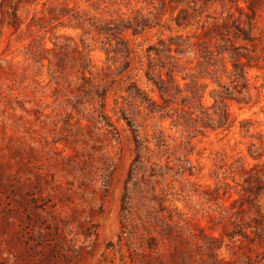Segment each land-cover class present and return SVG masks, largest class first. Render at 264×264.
<instances>
[{
  "label": "rangeland",
  "instance_id": "rangeland-1",
  "mask_svg": "<svg viewBox=\"0 0 264 264\" xmlns=\"http://www.w3.org/2000/svg\"><path fill=\"white\" fill-rule=\"evenodd\" d=\"M18 1L5 0L0 9V264H186L167 254L175 242L155 231L170 233L168 224L175 227L171 233L182 229L191 237L177 244L191 249L187 261L213 264L214 252L227 264H264V232L248 230L250 236L237 233L232 239L231 232L246 225L238 228L227 219L244 209L241 223L258 218L264 225V0H214L196 8L186 3L181 8L189 10L188 25L179 27L169 13L162 26L140 37L129 34L128 59L67 20L32 22L35 12L42 17L43 0L24 4L19 27H12ZM243 30L250 40L243 39ZM177 36L197 44L182 59L191 77L184 81L186 74H180L183 95L163 104L145 77L148 48ZM64 45L69 55L62 63ZM206 46L212 60L201 58ZM234 47L247 64L245 79L234 76L235 59L224 53ZM77 49L87 53L93 75H85L92 82L103 71L114 73L102 77V84L117 80L104 113L118 131H108L99 117L102 104L91 103ZM132 84L160 107L152 113L129 98ZM192 92L205 108L215 104V96L230 94V127L198 133L178 126L176 116L183 111L201 116L198 100L183 104ZM124 117L149 149L140 151L143 166L132 181L137 149ZM185 160L194 167L192 175L178 174ZM156 165L165 179L151 178ZM251 169L259 172L262 190L246 201L244 172ZM151 236L162 246L160 253L149 248Z\"/></svg>",
  "mask_w": 264,
  "mask_h": 264
},
{
  "label": "trees",
  "instance_id": "trees-1",
  "mask_svg": "<svg viewBox=\"0 0 264 264\" xmlns=\"http://www.w3.org/2000/svg\"><path fill=\"white\" fill-rule=\"evenodd\" d=\"M41 0H19L13 6V20L10 23L12 27L18 28L21 21L18 16L20 8L24 7V4L27 5H38V2ZM5 0L0 4L4 5ZM214 0H43L42 7L43 10L40 12L42 17L37 18V13L32 18V22L44 21V20H56L62 23V20H67L69 24L73 26L75 29L82 30L87 35H93L95 38L102 40L104 45H109L111 48H114L113 52L115 54H119L122 57L128 59L132 54V49L130 45L129 34L133 37H140L145 34L149 30H153L156 27H160L164 24V19L167 14H172V21H175L179 27L186 26L190 22V13L186 8H181L182 5L189 3L193 4L196 8L197 5L202 4L206 5L208 3H212ZM196 11V10H195ZM177 12L176 16L174 14ZM0 13H3L0 11ZM46 13L49 17H46ZM32 24V23H31ZM243 39L250 40V37L246 32L242 31ZM115 43V45H114ZM197 44L189 45L185 40H183L182 36H177L170 38L169 43L167 44L165 41L161 40L157 45H152L148 48L149 53V64L147 71L145 72V77L149 82H151L160 94V99L163 101V104H172L173 100L178 99L183 95V89L181 86V82L178 79L180 74L185 73L186 76L183 77V80L186 81L188 77H191L187 73V68L182 65V59L187 54H190L193 51V48L196 47ZM62 50L65 51L64 57H62V63L68 59L69 55V46L64 45L61 47ZM202 56L201 58L206 60H212L214 57L213 51L209 49V47L202 48ZM239 48L234 47L230 51L225 50L224 53H230L232 58H234V76L237 79H245L246 78V67L247 64L243 63L240 60V54L237 52ZM77 56L75 61L77 62V67L79 71L82 73V80L91 87L89 90L90 93H93L94 97L92 99V104H102V112L99 117L102 118L103 121L106 122V126L109 128L108 131H118L113 123H111L104 113L106 104H107V96L109 89L116 83L115 78H111V80L107 83V85L102 84V77H111L114 73H108L103 71L100 74H97V77L93 76L94 80L99 79L96 83H93L90 78L86 77V72L93 75L92 67L90 61L88 59L87 53L85 50L80 51L76 50ZM154 55V57H152ZM130 62H126V68L129 69ZM185 88H188V85H185ZM127 93L129 98H132L134 101L139 100L140 104H147V109L153 113L156 107H160L158 101L149 98L147 95L143 94L139 88L132 84L127 89ZM230 94H219L215 96V104L211 108H205L204 105L199 101V96L196 92H192V97L184 96L182 97L183 104H191L198 100V108L201 111V116L198 119L194 118V113L183 111L180 114H177V119L175 122L178 126L182 127L187 131H196L198 133H203L207 129H226L230 127V113L227 105V100L229 99ZM196 103V102H195ZM155 107V108H154ZM211 110L213 111L211 113ZM168 117V116H167ZM174 118V115L171 116ZM124 119L129 124L130 128L134 132V138L137 149V156L134 162L131 165L129 171V181H132L134 176L137 175L138 171L143 166L142 156L140 151L144 148L143 142L137 135V130L133 125V122L128 118L124 117ZM100 121V120H99ZM200 122V126H199ZM101 123V122H98ZM243 129H247L249 131V126L247 124L243 126ZM163 140L159 139L157 147L162 149L165 147L163 144ZM164 151H161V153ZM254 153V152H253ZM190 167H188V166ZM156 165L152 167L151 178L156 176L161 177L162 179L166 178V173L160 168V173L157 171ZM193 168L189 162V160H185L182 165L178 169V174H185L186 171L189 172V175L193 174ZM245 175H247L245 179V184L247 185L243 188L246 198L243 200L253 201L259 197L260 192L262 190L260 175L256 169L245 170ZM228 192H225V196ZM255 196V199L252 197ZM219 199V196L213 197L212 199ZM129 197L126 195L123 200L124 211L127 212L126 207L129 205ZM242 200V199H241ZM238 202L234 201L231 206H235ZM223 211L229 210L224 204L221 206ZM245 212L244 209L239 210L238 212H232V214H228V221L240 228H237L231 232L230 238H235L237 233H242L244 237L250 236L248 234V230L255 235H259V231L264 232L263 221L258 218H253L251 223H241L242 217L239 216ZM235 217V219H234ZM125 219H127L125 217ZM238 222V223H237ZM147 231V226H144ZM173 226L170 224L167 225V229L170 230V233L166 235L162 232H158L162 236L164 241L168 239L172 242H175L173 249H167V254L170 255L173 260L176 262L180 259L182 262L186 264H197L195 258H191L189 261L185 260V256L188 254L187 251L190 252V248L183 247L177 245L187 244L190 240L189 234L184 230H177L174 233ZM243 230V231H242ZM191 234V233H190ZM191 236H193L191 234ZM210 240H217L213 237H208ZM149 248L153 250L155 253H160L159 245L155 244L157 242V238L151 236L149 238ZM164 247H167L165 243H163ZM160 256H166V253H161ZM157 257L158 260H162V257ZM210 258L213 260V264H227L225 260L219 259L217 254L212 252L210 254ZM200 261L203 262L202 258H199ZM179 264V262H178Z\"/></svg>",
  "mask_w": 264,
  "mask_h": 264
}]
</instances>
